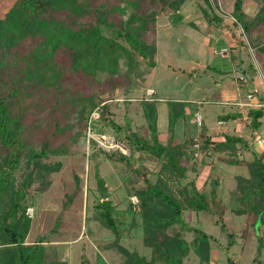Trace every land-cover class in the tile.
I'll return each instance as SVG.
<instances>
[{"label":"trees","instance_id":"trees-1","mask_svg":"<svg viewBox=\"0 0 264 264\" xmlns=\"http://www.w3.org/2000/svg\"><path fill=\"white\" fill-rule=\"evenodd\" d=\"M186 1H2L5 4L3 7L0 4V264H47V240L33 243L26 240L32 223L27 210L34 205L29 189L37 179L45 186L51 185L48 177L52 173H42L46 178H37L42 169H50L45 160L65 155L78 143L86 135L94 111L100 113L95 122L97 129L106 131L105 125L114 128L115 136L131 149V156L121 152L105 154L111 160L125 163L137 175L126 183L124 208H119L99 176L100 194L90 216L115 235L108 246L120 251L121 264H184L191 253L197 256L199 264H213V238L204 229L188 224L184 217L187 209L217 216L223 231H227L223 223L226 210L238 216L254 215L252 226L256 232L264 225V152L259 153L253 147L255 131L263 123L262 108L248 111L250 122L245 135L231 132L215 140L204 121L199 125L194 120L197 132L188 131L181 140L171 133L170 140L163 142L158 127L157 97L138 99L133 113L143 123L134 130L129 123L122 126L110 119L107 98L101 97L102 92L97 89L102 82L116 88L117 77L125 76L124 94L142 91L144 87L135 84L133 73L141 59L151 66L155 65V59L142 37L144 25L136 17L142 14L155 19L171 7L174 9L171 18L176 22L182 19L180 9ZM204 1L206 7L200 5L203 16L208 23L220 24L223 13L215 11L211 0ZM255 1L259 9L254 16L245 11L246 0H231L229 12L236 19L234 25H239L248 37L250 46L251 31L264 25V0ZM126 14L129 16L124 18ZM251 65L257 72L253 62ZM168 106V128L172 132L184 118L186 106L174 101H168ZM240 114L227 112L219 118L230 120ZM248 152L253 156L248 158ZM135 156L139 161L154 159L155 181L147 177L143 164H134ZM220 164L244 168L235 173L234 185L227 193L232 203L229 207L223 201L218 175L204 188L197 184L201 171L218 173ZM191 173L195 174L192 179ZM187 176L188 182H184ZM133 195L139 200L136 205L131 200ZM127 217L142 225L145 245L151 249L149 256L120 244ZM185 231L193 233L190 240L186 239ZM227 238L228 245H233L232 232L227 231ZM228 263L236 264L230 258ZM52 264L68 262L59 259ZM82 264L87 261L83 259Z\"/></svg>","mask_w":264,"mask_h":264},{"label":"rangeland","instance_id":"rangeland-1","mask_svg":"<svg viewBox=\"0 0 264 264\" xmlns=\"http://www.w3.org/2000/svg\"><path fill=\"white\" fill-rule=\"evenodd\" d=\"M5 2L10 3V0ZM211 3L215 11L223 13L218 25L208 23L203 16L200 5L206 7L204 0H187L180 9L182 19L176 22L172 21L174 9L171 7L161 11L155 19L137 15L136 18L145 28L142 37L154 52L155 65L151 66L140 58L141 63L133 73V80L135 84L143 85L144 89L131 95L124 94L125 76L117 77L116 88H110V83L102 82L98 85L101 97L107 98L110 106V119L122 126L129 123L134 130L140 129L143 119L133 113V108L138 104L139 98H149L148 87H151L161 99L159 127L163 142H168L172 134L177 140H181L182 134L188 135V131L193 133V124L188 130V114L197 109L204 116L203 120L205 118L211 132L222 127L226 130V127L218 123V115L234 107L232 95L238 88V71L234 70L233 64L237 66L241 57L248 54L252 56V51L248 37L239 25H234L233 21L236 19L229 14L231 0H211ZM4 4L1 3V6ZM128 16L126 14L124 18ZM222 52L227 56H220ZM236 58L238 61H234ZM252 59L254 61L253 57ZM207 65L210 66L209 69L206 68ZM122 68L126 70V67ZM248 87V84L244 85L240 94H245ZM168 101L183 102L186 106L184 118L176 123L172 132L168 128ZM104 128L106 131H97L115 136L114 128L106 125ZM263 137L259 139L261 146ZM99 150L101 149L95 142L88 144L86 135L83 136L65 155L45 160L50 169H42L37 178H46L42 177V173L50 172L52 174L48 178L52 180L51 185L45 186L37 179L29 189L34 207H30L33 208V214L27 210L32 223L26 240L27 243L47 240V264L59 259L66 260L68 264H82L83 259L87 264H121L120 251L108 246L115 235L110 230L101 228L90 216L100 194L99 176L103 177L119 208H124L126 183L129 178L137 175L125 163L111 160L105 151ZM125 155L131 156V149ZM132 160L136 166L143 164L147 177L155 181L157 165L153 158L147 157L139 161L135 156ZM218 168V173L208 169L201 171L197 184L204 188L218 175L222 182L223 201L229 207L232 203L227 193L234 185L235 173L244 171V168L226 164H220ZM194 176L193 173L189 174L190 179ZM184 182H188V176ZM131 200L135 205L139 202ZM184 217L190 226L204 229L213 238V264H229L228 258L236 264H264V225L256 232L252 226L254 215L238 216L226 210L223 223L227 231L233 233V245H228L227 231L221 229L217 216L187 209ZM124 226L126 230L123 231L120 244L130 251L136 250L149 256L151 249L145 245L142 225L138 221L133 223L132 218L127 217ZM184 235L187 240L193 237L191 231H185ZM184 264H199V260L191 253L185 258Z\"/></svg>","mask_w":264,"mask_h":264},{"label":"crops","instance_id":"crops-1","mask_svg":"<svg viewBox=\"0 0 264 264\" xmlns=\"http://www.w3.org/2000/svg\"><path fill=\"white\" fill-rule=\"evenodd\" d=\"M2 1L3 0H0V4L2 3ZM244 8L247 14H249L250 16H254L259 9V4L255 0H248V3L246 0V4ZM250 39L253 44L252 46H250L251 51H252V56L248 54L239 59V64H237V66L235 63L233 64L234 70L238 71V74L236 76V80L238 82L237 83L238 88L236 91L233 92V95H232V98H233L232 104L234 107L227 112H239L241 113L240 116H238L237 118L230 119V120H220L219 115L227 113V112L219 114L218 123L226 127V130H224L222 127V129L220 128L214 132H211L210 128L205 122V118L203 120L204 116L201 115L202 120L207 125L209 134H211L213 136V139L215 140H219L223 138V135L225 133L236 132L238 134L245 135L246 132L248 131L247 123L250 122L248 111L251 108H262L264 111V25H261L253 29L250 33ZM220 56L226 57L227 55L224 53V55L220 54ZM252 57L254 58V61ZM237 59L238 58H236L234 61H238ZM251 62H253L254 66L258 68L257 72H254L253 69L251 68L252 66ZM206 68L209 69L210 66L207 65ZM215 69L218 70L219 68L216 67ZM247 84L249 86L247 89V92L245 94H240L243 86ZM149 89L153 90V88L151 87H148V90ZM155 93L156 91L153 92L154 94V95L152 94L153 96L149 95V98L157 97L158 100H161L158 95H155ZM250 94H251V97L249 96ZM166 108H167V115H168V111H169L168 103L166 104ZM196 111L194 110L192 113H189L190 119L188 120L189 122L188 130H190V125L193 124V121L195 120L194 115L196 116V113L198 112ZM158 115H159V103H158ZM262 121L263 123H262L261 128L258 131H255L256 139L253 142V147L255 151L259 153L264 152V137L262 139V142H263L262 146L259 143L260 137L264 136V115H263ZM158 127H159V119H158ZM159 130L161 131L160 127H159ZM197 131L198 129L195 128L193 132H197ZM182 137H184L183 134H182ZM160 138H161V133H160ZM252 156L253 155L251 152L247 153L248 158Z\"/></svg>","mask_w":264,"mask_h":264},{"label":"built area","instance_id":"built-area-1","mask_svg":"<svg viewBox=\"0 0 264 264\" xmlns=\"http://www.w3.org/2000/svg\"><path fill=\"white\" fill-rule=\"evenodd\" d=\"M221 55H224L222 52ZM153 90H148V96L153 94ZM251 97V94L249 95ZM100 113L98 111H94L91 115V120L89 122V126L87 128V142L90 144L91 142H95L97 146L105 152H121L123 154H129L130 149L129 147L121 140H119L116 136L106 134V133H99L97 130V126L95 124L96 120L99 118ZM195 119L197 123L200 125L202 124V116L199 112L196 113ZM134 202H138V198L136 196L132 197ZM28 212L33 214V208H29Z\"/></svg>","mask_w":264,"mask_h":264}]
</instances>
